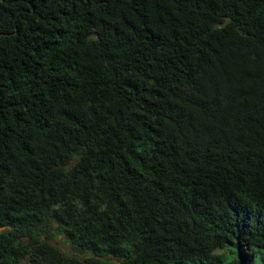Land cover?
I'll return each instance as SVG.
<instances>
[{
  "label": "trees",
  "instance_id": "1",
  "mask_svg": "<svg viewBox=\"0 0 264 264\" xmlns=\"http://www.w3.org/2000/svg\"><path fill=\"white\" fill-rule=\"evenodd\" d=\"M0 264H264V0H0Z\"/></svg>",
  "mask_w": 264,
  "mask_h": 264
}]
</instances>
